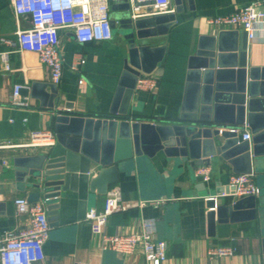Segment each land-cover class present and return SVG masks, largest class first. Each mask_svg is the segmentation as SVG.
<instances>
[{
	"label": "crops",
	"instance_id": "0c3cea01",
	"mask_svg": "<svg viewBox=\"0 0 264 264\" xmlns=\"http://www.w3.org/2000/svg\"><path fill=\"white\" fill-rule=\"evenodd\" d=\"M253 1L180 0L183 12L176 16L175 24L170 27L163 41L166 46L163 61L152 73L158 78L157 89L155 92L135 91L128 115L144 121L177 116L182 103L187 56L200 38L222 31L206 21L230 15ZM170 6L174 12V0H170ZM144 12L147 8L141 7L139 13ZM109 13L111 18L120 16L119 11ZM29 26L27 17L15 18L10 0H0V37L15 40L16 29ZM59 35L63 73L58 85L57 110L105 117L122 71L123 43L114 31L112 40L86 45L78 44L70 29L61 30ZM248 45L250 64L263 67L264 36L257 33ZM4 52L7 53L9 70L4 69L0 56V144L19 145L28 142L34 131H49L50 114L39 111L38 101L21 95L24 105L12 104L10 97L14 85H21L23 90L35 82H52L48 69L39 62L36 54L19 52L0 44V55ZM79 58H84L85 63L74 71L72 66ZM52 148L58 150L55 142L50 147L0 148V158L10 161V167L0 172V241L5 232L25 229L29 222L27 215H19L15 210L14 199L27 195L17 188L12 157L20 153L46 152ZM210 167V181L203 182L195 176L196 168L166 158L161 152L152 158L128 162L119 170V183L114 186L120 189L122 201L144 202L145 206L112 214L105 226L106 234L132 233L139 229L141 218H155V240L167 244V257L162 264H262L255 222L216 224L213 232H209L204 200L215 195V189L226 192L229 176L234 174L231 166L220 158L211 162ZM253 181L259 188L254 176ZM104 199L105 195H90L87 210L102 211ZM224 200L231 202L234 199ZM77 209L76 193L61 196L58 223L50 227L43 246L47 264H146L139 249L129 256L102 250L99 238L91 234L85 217L77 219ZM227 245L236 247L233 256L208 257L210 248Z\"/></svg>",
	"mask_w": 264,
	"mask_h": 264
},
{
	"label": "water",
	"instance_id": "95a60500",
	"mask_svg": "<svg viewBox=\"0 0 264 264\" xmlns=\"http://www.w3.org/2000/svg\"><path fill=\"white\" fill-rule=\"evenodd\" d=\"M174 3L172 13L136 19L131 18L128 3L111 5V13L120 12L119 17L110 15V27L123 43L125 57L105 117L57 110L59 89L53 83L35 82L20 91L22 98L38 101L40 112L50 114L48 127L58 150L14 155L17 188L26 192L28 202L45 203L52 228L58 223L62 195L76 193L77 219L81 220L89 196L105 195L119 183V170L134 159L161 152L197 168L220 158L234 174H252L260 187L257 195L231 202L207 196L209 232L216 224L255 222L264 264V66L250 64L247 33L222 30L200 38L186 58L177 116L144 121L128 115L137 79L152 74L163 61V41L183 12L180 0ZM244 128L250 139L242 141ZM221 192L214 190L215 195Z\"/></svg>",
	"mask_w": 264,
	"mask_h": 264
},
{
	"label": "built area",
	"instance_id": "2783aa9c",
	"mask_svg": "<svg viewBox=\"0 0 264 264\" xmlns=\"http://www.w3.org/2000/svg\"><path fill=\"white\" fill-rule=\"evenodd\" d=\"M122 1L129 4L132 19L173 12L170 0H10L15 18L27 17L30 26L27 29L17 28L14 33L15 40L0 37V44L16 48L19 52L36 54L39 62L48 69L50 81L59 85L63 73L59 32L70 29L80 45L110 41L113 38L110 5ZM141 7L147 8V12L139 13ZM206 22L221 30H243L247 33L248 42L253 41L257 33L264 36V0H255L230 15L213 17ZM0 56L4 69L9 70L6 63L7 53H1ZM84 63L85 59L79 58L72 69L75 71ZM157 86L158 78L155 75H141L137 79L135 91L155 92ZM22 88L21 85H14L10 97L12 104L24 105L20 99ZM249 139L250 133L244 128L240 132V140ZM54 142L50 131H34L30 134L28 142L19 145L0 144V148L50 147ZM9 167V159L0 158V172ZM194 173L203 182H209L211 167L199 166ZM227 187L230 188L228 192H221L209 198L214 201H217L218 197L238 199L255 196L259 190L252 174H231ZM14 205L16 213L27 215L29 222L25 229L5 232L0 241V264H47L43 246L48 239L50 226L45 203H30L26 197H17L14 199ZM135 206L143 207L145 203L122 201L120 189L112 186L105 194L103 210L88 209L84 220L91 234L99 238L102 250L129 256L139 249L146 264H162L167 257V244L155 240V218H141L138 222L139 229L132 233L108 235L105 232L107 220L112 214ZM236 250L233 245L218 246L210 248L207 255L210 259L230 257Z\"/></svg>",
	"mask_w": 264,
	"mask_h": 264
},
{
	"label": "rangeland",
	"instance_id": "374dc122",
	"mask_svg": "<svg viewBox=\"0 0 264 264\" xmlns=\"http://www.w3.org/2000/svg\"><path fill=\"white\" fill-rule=\"evenodd\" d=\"M112 33H113V31H112Z\"/></svg>",
	"mask_w": 264,
	"mask_h": 264
}]
</instances>
